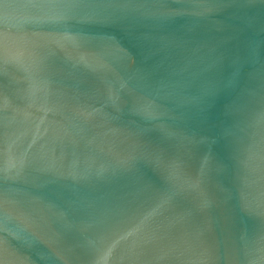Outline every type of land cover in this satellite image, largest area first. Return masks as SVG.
Returning a JSON list of instances; mask_svg holds the SVG:
<instances>
[{
    "label": "water",
    "instance_id": "water-1",
    "mask_svg": "<svg viewBox=\"0 0 264 264\" xmlns=\"http://www.w3.org/2000/svg\"><path fill=\"white\" fill-rule=\"evenodd\" d=\"M0 264H264V0H0Z\"/></svg>",
    "mask_w": 264,
    "mask_h": 264
}]
</instances>
